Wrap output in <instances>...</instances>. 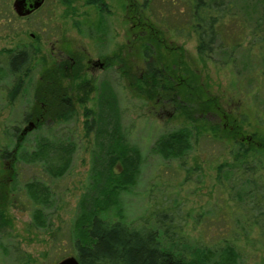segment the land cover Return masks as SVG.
I'll return each instance as SVG.
<instances>
[{"label":"rangeland","instance_id":"obj_1","mask_svg":"<svg viewBox=\"0 0 264 264\" xmlns=\"http://www.w3.org/2000/svg\"><path fill=\"white\" fill-rule=\"evenodd\" d=\"M104 1L108 11L100 12L88 0H44L32 14L18 17L12 9L13 0H0L1 62L6 49L25 46L36 52L26 92L9 102L10 85L0 82V181L9 188L5 212L8 222L0 224V264H19V259L23 260L21 264H55L65 256L75 255L71 231L82 211L83 197L92 194L95 177L106 165L100 148L105 146L102 132L108 131L104 126L109 114L113 132L118 128L140 153L137 182L130 192L120 196L127 220L134 225L145 221L144 225L150 227L157 212L167 210L166 219L190 239L211 244L221 237L234 236L243 253V264L260 262L264 245L255 230L247 238L238 234L244 224L242 214L233 209L229 188L216 180L217 166L232 160L234 143L214 136L206 127L212 123L228 129L236 123L243 137L264 134V71L254 52L244 56L249 36L239 40L241 45L234 49L238 37L226 40L223 36L222 45L201 58L193 34L179 35L173 31L172 22L159 20L165 16L163 9L179 11L172 0H154L150 9L142 11L146 22L160 29L157 35L165 47L172 48L170 51L182 48L181 71L196 77L206 91L203 98L215 106L202 108L200 99L188 104V109L183 107L185 111L168 97L156 92L149 95L147 89L145 93L139 91L147 88L144 82L149 80L144 75L149 58L138 42L140 33L132 9L142 0ZM168 16L175 20L173 23L179 22L174 13ZM170 51L162 48L172 60L175 53ZM65 55L79 59L80 77L76 82L83 88L73 89L71 95H79L78 99L86 91L85 102L74 104L71 119L49 118L28 131L19 159L13 164L1 154L4 149H13L17 135L33 121L25 115L33 110V85L41 79V72L55 69L62 75L63 84H77L72 82L71 63ZM97 61L106 62L105 67L93 66L92 62ZM85 108L90 110L88 115ZM185 125L196 129L192 148L183 158L163 159L153 151L161 134ZM14 128L18 129L15 135ZM261 161L264 165V157ZM62 164L67 165L62 175L50 173L49 169ZM4 167L12 171H2ZM259 174L264 178V168ZM31 181L48 188L46 203H36L29 196L26 184ZM38 207L43 210L45 226L34 220Z\"/></svg>","mask_w":264,"mask_h":264},{"label":"trees","instance_id":"obj_2","mask_svg":"<svg viewBox=\"0 0 264 264\" xmlns=\"http://www.w3.org/2000/svg\"><path fill=\"white\" fill-rule=\"evenodd\" d=\"M153 2L154 0H142L132 9V16L140 33L138 42L144 47L145 57L149 58L144 75L149 80L144 82L147 88L141 87L139 91L145 93L147 89L149 95L156 92L162 97H168L178 108L186 106L188 109V104L200 99L198 104L202 108L215 107L213 101L203 98L206 91L198 84L196 77L181 71V64L184 62L182 48L180 51H170L172 48L165 47L157 35L160 29L141 16L142 11L150 9ZM88 3L95 4L100 12H104L103 7H107L103 0H88ZM171 4L179 6V11L163 9L162 14L165 13V16L159 20L162 23L165 20L166 23L172 22L173 31L179 35L193 34L196 38V52L201 58L208 57L220 47L224 41L223 36L226 40L238 37L233 49L241 45L239 40L249 36L243 50L244 56L248 57L254 52L264 71V0H172ZM180 7L183 9L180 10ZM172 13L176 19L179 17V22L173 23L175 20L168 16ZM162 48L175 53L172 54V60L162 52ZM3 54V61L0 60V82L2 80L10 85L7 99L13 102L18 95L27 91L25 84L31 80L36 52L32 47L24 46L6 49ZM79 72L78 69L74 74L78 78ZM47 79L51 80L50 85ZM61 79L62 75L55 69H45L41 72V79L33 85L34 107L25 118L36 120V128L49 118L66 121L74 116V102L62 98L61 94L68 91ZM86 95L85 91L84 97L78 98L77 102L84 103ZM84 113L88 115L90 110L85 108ZM108 116L109 122L104 126L108 131L102 132L106 142L100 148L105 154L106 165L104 171L95 177L92 194L83 197L82 211L75 219L71 231L75 256L80 264H243L244 257L236 243L237 237H221L211 244L192 240L179 226L166 219L169 217L167 210L157 212L160 214L154 215L152 221L155 226L148 221L150 227L144 225L145 221L134 225L132 220L125 218L120 206V196L130 192L136 184L141 159L136 147L126 141L118 128L113 132L111 114ZM206 127L214 136L234 143V148L230 150L232 160L217 166L216 180L223 188H229L233 209L242 214L244 224L241 225L242 232L238 234L243 233L247 238L248 233L255 230L258 241L264 245V178L259 174V170L264 168L261 161L264 157V134L253 133L243 137L240 126L236 123L229 125L231 129L212 123H208ZM14 129L15 135L18 129ZM193 129L196 127L185 125L161 134L153 151L163 159L183 158L192 148L195 135ZM25 136L22 133L17 135L13 149H4L1 157L16 163L23 149ZM116 166L119 170H115ZM66 167V164H62L49 171L52 175L60 176ZM2 171L9 173L12 170L4 167ZM11 176L13 179L14 176ZM26 188L36 203L48 201L49 190L38 181L27 183ZM8 197L9 188L0 181V224L8 222L5 216ZM33 217L36 224L46 225L41 208H35ZM262 257L255 264H264V255ZM22 261L19 259V262Z\"/></svg>","mask_w":264,"mask_h":264},{"label":"water","instance_id":"obj_3","mask_svg":"<svg viewBox=\"0 0 264 264\" xmlns=\"http://www.w3.org/2000/svg\"><path fill=\"white\" fill-rule=\"evenodd\" d=\"M44 3V0H13L12 9L18 17H26L39 9ZM35 128L34 122H29L28 125L23 128L22 134H26ZM55 264H80L78 258L75 255L65 256L55 262Z\"/></svg>","mask_w":264,"mask_h":264},{"label":"flooded vegetation","instance_id":"obj_4","mask_svg":"<svg viewBox=\"0 0 264 264\" xmlns=\"http://www.w3.org/2000/svg\"><path fill=\"white\" fill-rule=\"evenodd\" d=\"M104 1V0H103ZM105 2V1H104ZM105 4L107 5V3L105 2ZM91 5H95V4H91ZM108 6V5H107ZM104 9H105V11H108L106 8L107 7H103ZM35 12V11H34ZM65 58H67V59H69L70 60V66H69V70H71L72 72H73V76H72V82H76L77 81V79H79L78 77H76L74 74H75V72L79 69V71H80V63H79V61L77 62V60H79L77 57H75V56H73V55H65ZM92 64H93V66H98V67H100V68H104L105 67V64H106V62H92ZM109 64V63H108ZM79 74H80V72H79ZM47 81H48V83H49V85H50V81L51 80H49V79H47ZM61 82H63V80L61 79ZM77 84L74 86L73 85V83L71 84V83H68V84H63V86H64V88L68 91V93H63V94H61V95H63L62 96V98H63V100H67V99H71V101H73L74 102V104L75 103H77V99H76V97L78 96H72L71 95V92H73V89H76L77 91H81V89L83 88L82 87V85H78V82H76ZM74 93V92H73ZM47 96L49 97V94H47ZM51 96V95H50ZM50 98V97H49ZM169 101V100H168ZM27 120H30V119H27ZM36 121V120H35ZM35 121L33 120L32 122H34L35 123ZM35 126H36V124H35Z\"/></svg>","mask_w":264,"mask_h":264}]
</instances>
